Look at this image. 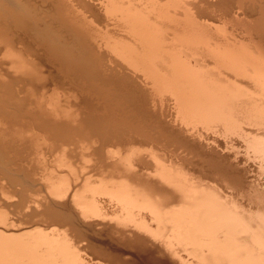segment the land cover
<instances>
[{
	"label": "bare ground",
	"instance_id": "6f19581e",
	"mask_svg": "<svg viewBox=\"0 0 264 264\" xmlns=\"http://www.w3.org/2000/svg\"><path fill=\"white\" fill-rule=\"evenodd\" d=\"M40 1L32 4L53 11L59 24L45 23L54 31L43 48L27 40V32H39L20 12L31 16L29 0H0V54L15 76L0 70V153L41 158L45 150L55 162L51 169L41 162L42 178L0 166V264H87L88 254L92 264H186L171 239L196 259L187 264H264V186L238 168L243 158L228 140L252 148L257 172L264 169V0H248L231 17L228 0L192 7L181 0ZM203 4L241 24L242 35L213 32L212 22L194 16L207 12ZM45 48L77 72L75 80L68 74L71 84L47 78L63 76ZM109 65L128 84L112 87L103 76ZM120 96L129 106L139 98L160 126L149 127L137 104L131 115L133 105L127 110ZM162 140L172 147L159 163L138 146ZM18 184L26 187L16 214L7 201ZM229 194L254 205L233 207Z\"/></svg>",
	"mask_w": 264,
	"mask_h": 264
},
{
	"label": "rangeland",
	"instance_id": "374dc122",
	"mask_svg": "<svg viewBox=\"0 0 264 264\" xmlns=\"http://www.w3.org/2000/svg\"><path fill=\"white\" fill-rule=\"evenodd\" d=\"M32 1L34 2L35 0H29V2H31V3H26L25 5H26V8L25 9H28L29 11H30V9H32V8H34V10L36 9V11H37V13L39 14V15H37L36 16V11H35V13H34V10L32 9L31 10V12H32V14H31V16H29L30 18L34 15V17L36 16L37 17V19H34V17H32L31 19L28 17V16H24V10H22V11H20V12H23V17L25 18V19H29V22H31V23H33V22H36L37 21V23H33V27H32V29H33V31L35 32H38V29H39V32H38V34L37 33H35V35H34V33L32 32V30H30L29 28V30L33 33H26V35L27 34H29V37H28V35H27V37H28V39H27V37H25L27 40H30V39H32L31 41L33 42L34 40H36L37 42V44H39V45H37V46H39V47H41V48H43V45H45L46 47L47 46H51V41L48 39V38H46L45 37V35H47V32H49V33H51V32H53V31H51L52 29H58L59 27H57V26H59V24L58 23H55V21L58 19V18H55L54 16V12L52 11V14H49V13H51V10H48V11H50V12H47V10L46 9H44V8H41L40 9V7L38 6V5H36V4H34V3H36V2H34L33 4H32ZM38 1H40V0H38ZM41 1H43V0H41ZM40 1V2H41ZM199 1L200 0H181V2L182 3H185L188 7H192V4L194 3H199ZM218 1V0H217ZM219 1H226V0H219ZM234 1V3H232ZM242 2V4H239L240 6H238V8H237V4H238V2ZM244 1V2H243ZM240 2V3H241ZM247 2H248V0L247 1H245V0H239V1H237V0H228L227 2H223V6H224V9L225 10H227V11H224L226 14H229L227 17H231L233 14L234 15H237L238 14V11L241 13L242 12V10H243V8H245L244 7V5L245 4H247ZM43 3V2H42ZM245 3V4H244ZM230 4V5H229ZM32 7H31V6ZM34 5L36 6V8L34 7ZM234 5V8H235V10H234V8L232 7ZM8 6V5H7ZM198 6V5H197ZM205 6V7H204ZM39 7V8H38ZM203 8H205L206 9V13H204V14H198V13H196V12H194V16L197 18V19H200V20H204V21H208V22H212L213 23V27H212V30H213V32H215V33H217V34H222V35H232V34H234L235 36H237V34H238V36L240 35H242V34H239V33H241V24H239V23H237V21H232V20H230V19H228V18H223L224 16L222 15V14H219V12L221 11L220 10V8L218 9V7H215V6H210V7H212V9L210 8V7H207L206 5H204L203 4V6H202ZM210 8V9H209ZM242 8V9H241ZM208 9V10H207ZM216 9V10H215ZM239 9V10H238ZM241 9V10H240ZM210 10V11H209ZM234 10V11H233ZM209 11V12H208ZM219 11V12H218ZM41 12H43V14L41 13ZM213 12V13H212ZM217 12V13H216ZM45 13V14H44ZM221 13H222V11H221ZM236 13V14H235ZM239 13V18H243V17H245L247 20L249 19V21H253L254 19H256V17H257V15H255V16H248V15H243V14H240ZM22 14V13H21ZM48 14V15H47ZM46 15V17H44ZM50 15V16H49ZM54 15V16H53ZM87 15H89V12H87ZM47 16H49V17H52V18H47ZM222 16V17H221ZM35 17V18H36ZM44 17V18H43ZM54 17V18H53ZM218 17V18H217ZM41 18V19H40ZM44 20H43V19ZM221 18V19H220ZM252 18V19H251ZM258 18H260V16H258ZM34 19V20H33ZM39 19V20H38ZM49 19H52L51 20V23H50V20ZM54 19H55V21H54ZM264 19V18H263ZM36 20V21H35ZM45 20H47V21H45ZM41 21H43L42 23H41ZM49 21V23H50V26L52 27V29H51V27L49 26V27H47L48 25H49V23H48V25H46L45 23H47ZM28 22V23H29ZM38 22H40V24L38 23ZM54 22V23H53ZM56 22H58V21H56ZM236 22V23H235ZM44 24V25H43ZM55 24H57L56 26H54ZM28 25H31L30 23L28 24ZM46 25V26H45ZM53 25V26H52ZM39 26V27H38ZM43 26V27H42ZM30 27V26H29ZM55 27H57V28H55ZM239 27V28H238ZM45 28V29H44ZM49 28V29H48ZM41 29V30H40ZM29 30H27V31H29ZM44 30V31H43ZM42 32V33H41ZM238 32V33H237ZM37 34V35H36ZM31 35H32V37H31ZM34 35V36H33ZM40 35H41V37H40ZM31 37V38H30ZM35 37H37V38H35ZM38 37H39V39H38ZM43 37V38H42ZM35 38V39H34ZM38 39V40H37ZM41 40H43V41H41ZM38 41H40V42H38ZM47 41V42H46ZM49 41V42H48ZM35 43V42H34ZM43 43H45V44H43ZM44 46V47H45ZM46 49V53H49V56L50 57H52V61H53V65H54V63H55V67L59 70V72L61 73V76H63V78L61 77V78H57L56 76H54V74H51V73H48L47 75V78L50 80V82H52V80L55 82H52V84H58V82L59 83H65V84H68L67 82L69 81V84H71L72 82H71V77H72V80H75L74 78L75 77H77V76H75L76 74H77V72L76 71H72L70 68H66L65 69V66H62V64L64 65V63L61 61V59H60V57L58 56V55H56L55 53V55L51 52V50L49 49H47V48H45ZM52 53V54H51ZM52 55V56H51ZM54 57V58H53ZM55 57H56V60H55ZM5 60H3V59ZM58 58V59H57ZM1 59L4 61H1ZM60 59V60H59ZM9 59L8 58H4L1 54H0V64L3 66H1L0 67V70L3 72V74H7L8 76H10L11 78L10 79H12V78H15V76L13 75L14 73H13V71H12V73L10 72V70L8 71V69H7V71L9 72H7L6 71V69L4 68V67H7L8 66V64H9V62L10 61H8ZM60 61V62H59ZM5 62H6V64H5ZM57 62V63H56ZM62 62V63H61ZM8 63V64H7ZM59 64V65H58ZM107 67V66H106ZM75 68V67H74ZM110 68V69H109ZM70 69V70H69ZM76 69V68H75ZM74 69V70H75ZM107 69V70H106ZM108 69H109V71L111 72V71H114L115 73H113V74H111L110 72H108ZM112 69V70H111ZM114 69V70H113ZM116 69H117V71H119V69L116 67H111L110 65L107 67V68H103V70H104V75L103 76H105L106 74H105V72L107 73V78H108V82L110 81V84H111V86L112 87H115L116 88V85H117V83H119L120 81H122V83L123 82H125V80L128 78V76H125V77H127V78H124V76L123 75H121V77H120V75H119V77L120 78H118V80L117 79H115L116 78V76H115V74L116 73H119V72H116ZM63 70V71H62ZM66 72H65V71ZM6 71V72H5ZM72 72L71 74H70V72ZM69 72V73H68ZM67 73V74H66ZM75 73V74H74ZM11 74H12V76H11ZM68 74H69V77H68ZM72 74H74V75H72ZM103 73L101 72V75H102ZM111 74V76H109ZM121 74V73H120ZM72 75V76H71ZM112 75L114 76V79H113V77H112ZM66 76V77H65ZM102 76V77H103ZM50 77V78H49ZM101 77V78H102ZM124 79H123V78ZM52 78H54V79H52ZM66 78V79H65ZM68 78H69V80H68ZM109 78H111V80H109ZM123 79V80H119V79ZM61 79H63V80H61ZM113 79V80H112ZM129 79V78H128ZM128 79L126 80L127 81V84H128ZM106 81H107V79H105ZM114 81V82H113ZM112 82V83H111ZM116 82V83H115ZM116 84V85H114V84ZM114 85V86H113ZM50 87V86H49ZM114 88V89H115ZM0 89H4V90H6L5 88H0ZM113 89V90H114ZM126 90H127V88H125ZM123 91H125V90H123ZM60 92H61V89H60ZM59 92V93H60ZM70 92V99H74V93L75 92H72V90L71 91H69ZM137 93V92H136ZM138 96V95H137ZM73 97V98H72ZM121 98H120V101H122V102H124V101H126V98H124V96L122 97V96H120ZM60 98V102L61 101H64V102H61V103H64L65 104V97L63 96V97H59ZM62 98H63V100H62ZM166 99H165V104H167L168 106L170 105V106H172L171 104H173V99L172 98H170V97H165ZM169 98V99H168ZM122 99V100H121ZM125 99V100H124ZM138 99L139 98H137V97H135L134 98V103L135 104H132L131 106L132 107H134L133 108V110L131 111V106H129L128 104H126L125 102V104L124 105H127L126 106V108H127V110H128V108L130 109V114L131 115H138L137 114V112H138V110L139 109H142V110H139L140 112H138L139 113V116L141 117V119H143V117H144V122H146L148 125H149V127L151 126L150 124H157L156 126L153 124L152 126L154 127L155 126V128H157V126H160V125H158V123L160 122V121H158V123H156V121H154L153 122V115L152 116H150V114L149 113H147V112H145V111H143V107H141V103H139L138 102ZM136 100V101H135ZM167 101V102H166ZM169 101V102H168ZM11 102H8V104L9 105H11L10 104ZM171 103V104H170ZM138 105V108H137V106H135V105ZM167 105H165V106H167ZM174 105V104H173ZM12 106V105H11ZM129 106V107H128ZM164 106V107H165ZM168 106L167 107H165V108H168ZM169 106V107H170ZM125 107V106H124ZM141 107V108H140ZM170 108H172V107H170ZM133 111H135L134 113H133ZM142 112V113H141ZM174 112H175V109H174ZM141 114V115H140ZM149 114V115H148ZM138 116V117H139ZM149 116V117H148ZM139 117V118H140ZM145 117H146V119H145ZM152 117V118H151ZM155 118V117H154ZM164 120L166 119V121H168V117L166 118V117H162ZM148 119V120H147ZM149 120H151L150 122L151 123H148L149 122ZM154 120H156V119H154ZM153 122V123H152ZM160 124V123H159ZM153 130V129H152ZM229 140V143H231V140H232V144H231V146H233L232 148H233V151L234 152H236L237 153V155L239 156V157H242L243 158V160H242V163H241V160H239L240 162L237 164V166H238V168L240 167V168H243V166H244V174H246V176L249 174V178H251L252 179V177H253V181L256 183V185L258 184V186H264V169H263V165H261V171L260 170H258V172H257V169H260L259 168V164L258 163H260L259 161L260 160H258L259 158L258 157H256V155H254L253 154V150H252V148H250L249 146H246V144L244 145V143L243 142H238V143H236L235 142V140L233 139V138H230V139H228ZM243 143V144H242ZM242 144V145H241ZM45 145V144H44ZM43 145V146H44ZM138 145V144H137ZM149 145V146H148ZM46 146V145H45ZM44 146V147H45ZM138 146H140V148L139 149H142L143 148V150L144 151H147L153 158H154V160L156 161V162H161L162 161V159H163V157L165 156V155H167V156H169L168 155V148L170 149L172 146H168V144H167V142L164 140H162L161 142H159V144L157 145V144H143V145H138ZM166 146V147H165ZM167 146H168V148H167ZM239 147V148H238ZM242 148V149H241ZM44 149V148H43ZM113 149V148H112ZM166 149V150H165ZM168 150V151H167ZM181 153H180V155L181 156H186V155H189L190 154V152L188 153L187 151H189V150H184V149H181ZM32 152V151H31ZM29 152V155H26V156H21V157H19L18 156V158H16L15 156H13V155H11V154H5V153H0V166H4L5 168H7L9 171H11L12 173H15L14 175L16 176V174H17V176H19L20 177V175H21V177L23 176V175H26L25 173H31V172H33V171H35L37 174V177H40V178H42V175L43 174H41L42 172H43V166H44V164L43 163H45V167L47 166V164H49L48 166H47V168L48 169H51V168H54L53 167V164H55V162H54V160H52V157L50 156L49 157V155H47V152H46V155H45V150H43V152H44V154L42 155V157H43V159H42V157L40 158V157H37L36 155H34V153L32 152ZM178 152H180V149L178 150ZM187 152V153H186ZM186 153V154H185ZM1 154H2V156L4 157H2L1 156ZM32 155V156H31ZM192 154H190L189 156H186L188 159L190 158V160L193 162L195 159H197L196 157L195 158H193L195 155H192ZM6 156V157H5ZM37 157V158H34V157ZM41 156V155H40ZM44 156H46V157H48V158H46V157H44ZM25 157H26V159H25ZM31 157H33V159H31ZM9 158V159H8ZM20 158V159H19ZM28 158V159H27ZM31 160H30V159ZM39 158V159H38ZM44 158H45V160H44ZM50 158V159H49ZM88 158V157H87ZM194 160H193V159ZM25 159V160H24ZM36 159V160H35ZM42 159V160H41ZM69 159L72 161V158L71 157H69ZM204 159V158H203ZM233 159V158H232ZM4 160V161H3ZM7 160V161H6ZM9 160V161H8ZM32 160H33V162H34V164H33V162H32ZM40 160V161H39ZM47 160V161H46ZM73 160H75L74 158H73ZM12 161V163H10V164H8L9 162H11ZM16 161V162H15ZM17 161H18V163H17ZM23 161H25V162H23ZM31 162V163H28V162ZM46 161V162H45ZM77 161V162H76ZM89 161V160H88ZM233 161H234V159H233ZM238 161V160H237ZM247 161V162H246ZM257 161V162H256ZM6 162V166H5V163ZM20 162V163H19ZM22 162H23V164H22ZM27 162V163H26ZM41 162H43L42 164H41ZM79 162V160H75L74 161V164H73V166L75 167V168H77V170L79 171L80 169H81V165H80V162ZM189 162V161H188ZM37 163V164H36ZM40 163V164H39ZM52 163V165L50 166V164ZM243 163H246V164H243ZM8 164V165H7ZM19 164V165H18ZM22 166H21V165ZM32 164V165H31ZM243 164V165H242ZM35 165V166H34ZM184 165V164H183ZM38 166V167H37ZM41 166V167H40ZM79 166V167H78ZM187 166H189L190 167V169H191V171H194L193 170V168L195 167L194 165H192V164H188ZM194 166V167H193ZM242 166V167H241ZM257 166H258V168H257ZM25 167V168H24ZM28 167H29V169H30V167H31V169L29 170L28 169ZM34 167V168H33ZM189 167H187V168H189ZM202 167V166H201ZM39 168V169H38ZM42 168V169H41ZM252 168V169H251ZM14 169H15V171H14ZM39 171H38V170ZM17 170L21 173H23V175L22 174H18L17 173ZM38 172H37V171ZM256 172H255V171ZM25 171V172H24ZM41 171V172H40ZM40 172V173H39ZM181 173V172H180ZM248 173V174H247ZM255 173H257V174H255ZM261 173H262V175H261ZM35 174V173H34ZM32 175V174H31ZM31 175H29L28 174V176H31ZM41 175V176H40ZM257 175V176H256ZM27 176V175H26ZM71 176L73 177L74 175H73V173L71 174ZM70 176V177H71ZM1 177H3L2 176V173H1ZM20 177V178H21ZM179 177L181 178V175L179 174ZM259 177V178H258ZM255 178V179H254ZM257 178V179H256ZM260 179V180H259ZM210 180V179H209ZM257 182H256V181ZM0 181H5L4 180V178H2V179H0ZM17 185H15V187L13 186V189L16 191L15 192V194H14V196L12 195V197H10V198H8V200L9 201H7L8 203L10 202V204H9V207H10V209L12 210V211H14L15 212V209H16V204H17V202H19V200L21 199V195L19 194V192H18V190L20 191V190H23V187H26V186H24V185H22V184H18V186L16 187ZM20 186V187H19ZM19 187V188H18ZM27 188H29V187H27ZM33 188H35V187H33ZM35 189H32V191H34ZM18 194V195H17ZM21 194H22V192H21ZM229 195H231V194H229ZM232 197H233V199H234V201H236L237 203H236V205H233V207H239L240 208V204H244V205H247V204H249V205H252L253 203L251 202V200L250 199H247V198H249V197H247V198H245L246 197V195H244V196H240V195H231ZM101 198V197H100ZM10 199H11V201H10ZM14 199V201L12 202V200ZM16 199V200H15ZM102 199H104V198H102ZM228 199H232V198H228ZM246 201V202H245ZM249 201V202H248ZM252 204H251V203ZM246 203V204H245ZM254 205V204H253ZM252 205V206H253ZM12 207V208H11ZM14 209V210H13ZM11 213V216H14L15 218L17 217L16 215H15V213ZM17 214V213H16ZM14 218V219H15ZM149 228L151 229V230H154L155 229V226L154 225H149ZM152 233L154 234V236L155 237H159V233L157 232V231H152ZM161 235V234H160ZM171 243H172V247L174 248V249H176L177 251H178V254H179V259L181 260V261H184V262H186V264L189 262V261H192V262H194V263H196V259L193 257V255L191 254V252L189 251V249H185V247L179 242V241H177L176 239H171V241H170ZM87 258H90L91 259V261H93L94 260V257H93V255L92 254H88L87 255ZM91 261L90 262H88L87 264H92L91 263ZM178 261H176V260H174V259H170V260H168V264H178L177 263Z\"/></svg>",
	"mask_w": 264,
	"mask_h": 264
}]
</instances>
